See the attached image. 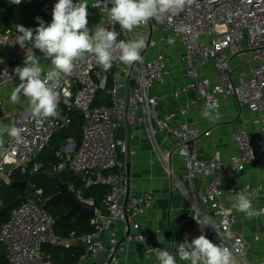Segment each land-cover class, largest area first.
Segmentation results:
<instances>
[{
  "label": "built area",
  "instance_id": "2783aa9c",
  "mask_svg": "<svg viewBox=\"0 0 264 264\" xmlns=\"http://www.w3.org/2000/svg\"><path fill=\"white\" fill-rule=\"evenodd\" d=\"M56 2L46 0L39 12L52 19ZM102 3L108 8L112 6L110 0H102ZM91 14L99 18L100 26L109 30L114 28L119 33L118 41L143 38L146 46L142 51V61L125 65L115 60L112 67L105 71L91 55L78 60L72 74L62 77L55 86L59 96L58 117L37 120L31 111L13 114L6 103L0 101V128L10 122V126L22 130L21 142L17 143L8 136L0 146V188L4 181L10 180L16 169L27 172L35 156L50 145L55 133L70 132V111L76 109L84 118L80 127V144L72 136H67L66 145L58 153L63 161L55 164L53 171L83 173L86 187L107 186L108 193L104 199L106 212L98 213L92 219L96 226L94 232L80 236L73 232L70 236H61L57 233L54 215L34 197L28 196L11 212L9 219L0 224V243L6 248L8 264H49L51 256L45 252V245L68 248L78 243L84 248L81 262L92 258L94 264L119 263L115 252L120 240L116 226L118 221H126L128 229H138L137 217L146 213L156 200L152 192L128 195L124 162L117 158L118 150L124 153L126 161L136 154L131 143L136 127L146 131L164 170L173 177L175 186L190 203L192 212L183 221L187 230L177 246L190 244L192 239L202 234L194 218L209 216L204 207H210L217 217V231L208 226L203 234L213 243L233 250L236 264H253L247 257L249 241L242 232L234 229L237 219L227 206L229 195L235 189H225L223 177L228 171L243 172L248 164L264 161V0H196L180 14L165 16L159 22L152 20L132 32H124L119 23H109L108 9L103 5L92 7ZM155 34L162 44L173 38L178 39L184 48L181 60L186 64L187 74L192 80L175 89L173 95L178 98L188 96L191 91L197 92L194 98L180 107L178 115L186 116L191 106L205 105L212 100L218 103L219 113L220 97L228 95L235 96L241 106L257 113L253 131L247 128L250 120L236 128L233 140L239 153L229 160L222 158L220 150L211 157L199 155L197 141L202 136H209V130L202 131L188 120L174 124L177 113H161L162 97L154 94L153 89L156 85H168L171 68L169 57L162 47L156 54H150ZM17 35L11 30L0 32V46L14 52L7 62H0V88L18 81L14 69L23 67L26 55L38 51L27 42L25 48L14 44ZM246 53L249 54L248 71H242L235 79L232 75L233 58ZM208 62L217 71L215 83L207 78L199 79L200 64ZM102 90L111 96V106L94 105L97 94ZM120 127L127 132L122 140L116 137ZM164 131L172 135L176 143L175 151L184 160L182 177H176L171 168L172 152L162 151L157 143V135ZM40 168L41 164L35 162L31 173ZM199 177L210 178L203 192L197 190ZM68 186L70 192H77L78 197L85 201L73 184ZM257 189L263 191L261 209L264 208V185L260 183ZM260 217L263 232L254 238L264 242V215ZM127 233L126 241L144 243V253L167 248L157 239L151 249L146 245L144 235ZM105 234L108 239H105ZM107 241L110 248H107ZM177 246L167 249L178 256ZM154 264H158L157 259Z\"/></svg>",
  "mask_w": 264,
  "mask_h": 264
},
{
  "label": "crops",
  "instance_id": "0c3cea01",
  "mask_svg": "<svg viewBox=\"0 0 264 264\" xmlns=\"http://www.w3.org/2000/svg\"><path fill=\"white\" fill-rule=\"evenodd\" d=\"M93 1L94 0H84V2L89 5L88 27L90 30L99 25L100 22L98 17H94L91 14V5ZM40 19H42L46 25L52 20L48 15L41 16ZM174 40V44H169L168 39L158 48L159 50L162 47L163 52L169 57V66L171 68L168 85L166 87L156 85L153 89L154 94L162 97L160 111L161 113H177L174 124L182 120H188L202 131L209 130L211 132L209 136H202L197 141L199 155L202 157H211L215 151L220 150L222 158L227 161L232 155L239 153V149L233 140V134L236 128L244 124L246 120H250L247 123V128L249 131H253V120L257 117V113L252 112L247 106H241L237 102L235 96L228 95L224 98L220 97L221 106L219 109V117L214 121H209L201 115L204 108L203 103L191 106L186 116L178 115L180 107H182L187 100L194 98L197 92L191 91L188 96L181 95L178 98L173 95L175 89L183 87L192 80L187 74L186 64L181 60L184 48L178 39ZM158 50L152 51L151 55L156 54ZM12 53L14 54L13 51H9L7 48L0 46V62H7L8 57L11 56ZM35 55L40 58V63L45 71L51 68L50 60L46 59L42 53L37 51ZM244 57L245 59L247 58V60L245 65L243 64L241 68L240 65L242 61L240 58ZM248 59V53L233 58L232 75L235 79H237L242 71H248ZM199 72L200 80L207 78L212 83L216 82L217 71L211 62L205 65L200 64ZM19 82L18 80L0 88V101L5 102L8 109L13 114L30 111L27 98L21 97L20 102L17 104H13L10 101V94ZM5 126L10 127V122H7ZM134 130L135 135L131 139V143L136 150V154L126 161L124 153L121 150L117 151V158L124 162L123 170L127 181V193L129 195H138L144 192H152L155 194L156 200L146 213L137 217L136 221L139 223V228L131 229L132 233L144 235L147 238L146 245L151 249L155 247L157 239H160L167 248L174 249L184 237L185 231L187 230V226L183 224V221L189 213L192 212L190 203L183 193L175 186L173 177L164 170L146 131L141 127H136ZM126 133L125 128H118L116 133L117 139H124ZM7 138V133H3L2 140L6 141ZM64 138L65 142L62 147L67 143L66 137ZM156 140L162 151L172 152L171 168L176 177H182L185 170V163L183 158L175 151L176 143L172 135L164 131L157 135ZM55 174L58 176L59 173ZM209 182V177H199L197 179V190L203 192ZM223 182L225 189H235V191L229 195L227 206L232 210L237 219L234 229L242 232L249 241L250 248L247 257L253 264H262L264 261V242L262 240H255L254 238L255 235L262 234L263 232L261 217L258 216L252 219L246 218L243 213L236 211L232 207V197L235 192L245 188L251 190L257 189L260 183L264 185V161L248 164L243 172L228 171L223 177ZM59 185L61 190L66 189L67 191V188L69 190V184L59 180ZM68 192H70V190ZM262 194L263 191L259 190L258 195L253 198V207L256 209H260L262 205ZM61 195L67 197L68 193L62 192ZM77 200L79 201L75 202L72 209L73 213H76L79 217L89 218L93 214V217L90 218L92 221L96 214L106 212L104 204H102L101 207H96L93 200L83 201L79 197ZM204 208L208 215L216 221L217 217L210 207ZM116 226L119 239L125 238L128 232V223L124 220H120ZM104 237L108 239L107 234H105ZM77 246L83 247L81 243H78ZM143 246L144 243L141 241L125 240L116 252V256L119 260L118 264H154L156 260L155 252L151 251L149 253H144ZM110 247L107 241V248ZM177 262L178 264H189V262L179 261L178 256ZM49 264H54L51 258ZM77 264H94V260L92 258L86 259L83 262L79 260Z\"/></svg>",
  "mask_w": 264,
  "mask_h": 264
},
{
  "label": "clouds",
  "instance_id": "9594fccd",
  "mask_svg": "<svg viewBox=\"0 0 264 264\" xmlns=\"http://www.w3.org/2000/svg\"><path fill=\"white\" fill-rule=\"evenodd\" d=\"M20 2L21 0H13L16 4ZM110 3L112 6L108 8L102 0H96L91 6L100 8L103 5L108 9L109 23H119L124 32H132L152 20L159 22L165 16H176L183 12L186 6L195 4L196 0H110ZM88 7L84 0H57L49 24L46 25L37 17L39 26L35 29L16 25L19 34L15 37L14 44L25 48L26 42L31 43L32 48L42 53L51 63V68L45 71L40 58L33 53L26 55L23 67L17 66L14 69L20 82L12 90L10 101L17 104L21 97L27 98L31 114L37 120L59 116V96L55 86L62 77L71 75L76 62L86 55L93 56L105 71L112 67L115 60L132 65L143 59L142 51L146 46L143 38L118 41L119 33L114 28L109 30L97 25L90 30ZM168 42L174 44L175 40L170 38ZM201 115L209 121L217 119L218 103L214 100L206 103ZM21 132L22 130L14 125L0 128V135L7 133L17 143L22 140ZM2 145L3 140L0 139V146ZM258 192L259 189L248 188L235 192L232 207L248 219L264 215V208L253 207V198ZM194 219L200 225L202 234L192 239L190 244L181 243L177 246L179 261L189 264H236L233 250L213 243L203 234L208 226L216 230L213 218L205 215L203 218ZM153 250L158 264H178L177 256L167 248Z\"/></svg>",
  "mask_w": 264,
  "mask_h": 264
},
{
  "label": "trees",
  "instance_id": "16d2710c",
  "mask_svg": "<svg viewBox=\"0 0 264 264\" xmlns=\"http://www.w3.org/2000/svg\"><path fill=\"white\" fill-rule=\"evenodd\" d=\"M45 1L23 0L16 4L10 0H0V32L11 30L17 33L16 25H23L32 29L37 28L39 21L36 18L44 16L39 10ZM28 44L31 45V43ZM94 105L111 106L112 98L107 91L102 90L97 94ZM70 116L72 124L68 131L82 127L84 118L80 111L72 109ZM63 134V131L55 133L50 145L35 156L27 172L23 173L21 169H16L10 180L2 183L0 188V224L9 219L11 212L22 201L28 196H32L57 219L56 229L59 235L70 236L75 232L80 236L90 234L96 230V226L90 218L79 217L76 213L71 212V201L65 195H61V191L66 192V190H61L59 180L67 184H73L76 190L80 192L82 198L84 200H93L96 207H101L104 204L108 187L104 185L86 187L85 180L73 171L60 172L57 177L54 176V165L63 161V158L58 154L65 142ZM35 162L40 163L41 168L31 173ZM13 182H27L26 193L18 204H14V202L21 196V191L13 187ZM71 193L78 199L77 192ZM44 250L51 256V261L54 264H77L84 252V248L77 245L68 248L45 245ZM2 260H5V264H8L6 248L0 243V263Z\"/></svg>",
  "mask_w": 264,
  "mask_h": 264
},
{
  "label": "water",
  "instance_id": "95a60500",
  "mask_svg": "<svg viewBox=\"0 0 264 264\" xmlns=\"http://www.w3.org/2000/svg\"><path fill=\"white\" fill-rule=\"evenodd\" d=\"M64 137H67V136H72L74 139H75V142L76 143H79L80 141V137H81V133H80V127H77V128H74L72 129L70 132H64L63 134ZM79 177L83 178L85 180V175L83 173H76ZM128 181H129V173H128ZM129 185V184H128ZM13 187L15 188H18L20 191H21V196H19L17 198V200L14 202V204H18L22 201V196L26 193V190H27V182H13ZM66 190V189H65ZM128 190H129V187H128ZM68 188H67V193H68V196H67V199L69 201H71V212H73V205L75 204V202L79 201L77 199H75L72 194L70 192H68ZM62 192L64 191H61V194ZM129 195V194H128ZM93 215V214H92ZM88 216L89 218L93 217V216ZM132 232L131 228L129 227L128 229V234H130ZM126 237L121 239L116 247V251L119 249V247L122 245V243L125 241ZM0 264H5V260H2Z\"/></svg>",
  "mask_w": 264,
  "mask_h": 264
},
{
  "label": "rangeland",
  "instance_id": "374dc122",
  "mask_svg": "<svg viewBox=\"0 0 264 264\" xmlns=\"http://www.w3.org/2000/svg\"><path fill=\"white\" fill-rule=\"evenodd\" d=\"M139 39H140V38H139ZM160 44H162V43H161L160 40L158 39L157 34H155V35H154V38H153V44H152L151 49H150V54L152 53V51H156V50H158V48L160 47ZM240 59H241V61H242L241 65H240V67H241V66H243V64L245 65V62H246L247 58L245 59V57H244V58H240ZM237 62H238V60H237ZM241 68H242V67H241ZM241 68H240V69H241ZM54 176L57 177L56 174H55Z\"/></svg>",
  "mask_w": 264,
  "mask_h": 264
}]
</instances>
